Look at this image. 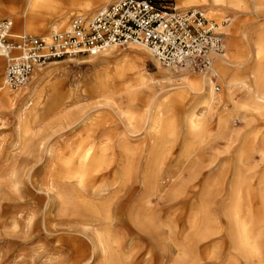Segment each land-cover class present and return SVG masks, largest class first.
Wrapping results in <instances>:
<instances>
[{
  "label": "rangeland",
  "instance_id": "374dc122",
  "mask_svg": "<svg viewBox=\"0 0 264 264\" xmlns=\"http://www.w3.org/2000/svg\"><path fill=\"white\" fill-rule=\"evenodd\" d=\"M225 1L201 6L190 0L182 8L168 0L216 20L225 53L235 30L253 42L264 39V0ZM48 3L27 15L20 13L27 0H0V20L12 19L17 33H49L56 17ZM144 46L128 43L38 69L48 73L22 123L16 109L29 99L34 78L19 90L5 87L0 56V94H11L16 104L11 109L0 98V264H264V160L247 151L252 138H264V123L251 124L222 101L185 93L175 77L181 70L159 65ZM248 47L238 46L242 58L252 57ZM109 73L116 74L109 94L85 91L106 84ZM215 80L217 96L224 97L223 82ZM128 86L162 104L160 123H126L122 90ZM233 94L237 103L249 100L243 87ZM221 117L229 118L226 134ZM94 141L107 149L110 166L89 181L88 192L65 179L59 164ZM149 179L158 189L151 190ZM173 186L178 195H171Z\"/></svg>",
  "mask_w": 264,
  "mask_h": 264
},
{
  "label": "built area",
  "instance_id": "2783aa9c",
  "mask_svg": "<svg viewBox=\"0 0 264 264\" xmlns=\"http://www.w3.org/2000/svg\"><path fill=\"white\" fill-rule=\"evenodd\" d=\"M224 39L220 25L205 11H181L168 0H114L91 18L75 16L65 27L42 35L17 33L12 19L0 20L4 84L12 90L28 85L38 69L52 62L132 42L147 45L166 67L204 74L223 52Z\"/></svg>",
  "mask_w": 264,
  "mask_h": 264
},
{
  "label": "bare ground",
  "instance_id": "6f19581e",
  "mask_svg": "<svg viewBox=\"0 0 264 264\" xmlns=\"http://www.w3.org/2000/svg\"><path fill=\"white\" fill-rule=\"evenodd\" d=\"M111 1L112 0H27V8L20 13L28 15V13L30 14V12L38 10L41 5L46 6L42 3L49 2L47 6L48 10H50L51 13L54 14V17H56V20L53 23V29H61L69 23L68 17L70 15L76 14L87 17L92 13V10L97 8L99 5L103 4L104 7ZM189 1L190 0H179V6L181 7V5L183 4H189ZM200 1L207 2V0ZM208 1L209 3H212V6H219L226 2L225 0ZM208 11L210 13L214 12L212 8H208ZM1 14L6 13H4V11H1ZM238 31L239 30H235L233 32L234 43L232 47L235 48L233 49V52L231 53L227 51L226 53L223 52L221 54H216L214 56L212 67L208 72L201 74V76L199 77H193L191 76L189 70L179 68L181 71L179 75L175 77L176 79H178L180 86L184 87L185 93L195 94L199 99H201L203 96H207L209 99L216 102L222 101L223 103H226V105L231 109L233 108L238 116H243L244 114L245 118L248 117L251 120V124L256 123L257 118H260V120L264 123V80L262 76V72L264 70V39L262 35H259L258 38L253 42V37L251 35H248V33L244 31L243 36H237ZM132 43L145 45L141 42ZM239 45L243 47L249 46L248 50L250 53H252V57H249L247 59L242 58L238 50ZM256 46L257 48H255ZM146 47L148 46L146 45ZM146 49L150 50L149 47ZM151 54L157 60L159 65H161L160 61L155 57L152 51ZM232 70H234L235 73L228 77V73ZM35 73V75L33 76V80L35 82L34 86L29 90L28 94H25V96L29 97V99L26 103L24 102V106H19L16 109V118L20 123L24 121L27 106L28 104H30L32 100L31 98L37 94L40 84L46 78L48 72ZM115 75L116 74L111 73L107 74L105 78L106 84H89L86 86L85 91L100 93L102 95L109 94V89L115 87L113 84ZM216 78H219L224 84V97L222 96L219 98V96H217L216 94ZM237 86L243 87L247 91L249 100H247L246 102L238 103L235 101L233 89ZM3 89L4 87L0 86V91ZM122 91H124L126 94L125 96L127 98L126 103L128 109L121 111V115L124 116V119L125 121H127L126 123L128 125L134 127L140 122H143V124H147L150 120L153 123L161 122V115L163 114V110L161 107L162 104L160 102H156L153 100L149 101V99H145V97H142L139 92L133 91L131 86L125 87ZM0 98L2 100H5L11 109L14 105H16L14 97L9 93L0 94ZM165 101L166 103H170L168 98ZM228 120L229 118L226 117H221L219 120V129H221L223 134H226L228 131ZM103 122L104 120L102 119L97 125H102ZM189 124L191 126V129L194 130H197L198 126H200L197 122H195V120H191ZM106 150V148L102 147L95 141L87 145H80L75 152L60 161L59 165L61 167V174L65 179L69 180L70 182H75L76 184L84 187L88 192H90L88 184L89 181L91 179L97 178L99 175L104 173L103 171L105 169L109 168L110 166L107 165L109 155H107V153L105 152ZM247 151L251 152V154L254 152H258L262 160H264V138L262 139V141H258V137L256 136L255 138H252L251 142L248 145ZM152 154H154V152ZM244 154V151L240 153L239 163L243 161ZM251 154L250 159L253 158ZM257 166L258 165L255 164L252 167ZM178 173L180 174V177L182 175L181 171H178ZM262 181H264L263 178ZM147 183L151 190L158 189L157 182L154 179H149ZM235 188L237 189V187ZM178 190L180 191L179 187L175 188V186H173L171 195H178ZM197 234L198 236H201V232H198Z\"/></svg>",
  "mask_w": 264,
  "mask_h": 264
},
{
  "label": "crops",
  "instance_id": "0c3cea01",
  "mask_svg": "<svg viewBox=\"0 0 264 264\" xmlns=\"http://www.w3.org/2000/svg\"><path fill=\"white\" fill-rule=\"evenodd\" d=\"M184 5H186V4H183V5H181V7L183 8V6ZM188 5V4H187ZM208 6V5H211L212 6V3H209V2H202V4H201V6ZM192 6V5H191ZM194 7H195V5H194ZM227 51L228 52H233V47L232 46H228V48H227Z\"/></svg>",
  "mask_w": 264,
  "mask_h": 264
}]
</instances>
